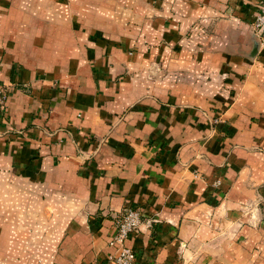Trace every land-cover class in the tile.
Wrapping results in <instances>:
<instances>
[{
    "label": "crops",
    "instance_id": "crops-1",
    "mask_svg": "<svg viewBox=\"0 0 264 264\" xmlns=\"http://www.w3.org/2000/svg\"><path fill=\"white\" fill-rule=\"evenodd\" d=\"M261 2L0 0V264H264Z\"/></svg>",
    "mask_w": 264,
    "mask_h": 264
},
{
    "label": "built area",
    "instance_id": "built-area-1",
    "mask_svg": "<svg viewBox=\"0 0 264 264\" xmlns=\"http://www.w3.org/2000/svg\"><path fill=\"white\" fill-rule=\"evenodd\" d=\"M259 10L252 23V30L257 36L260 44H264V2L259 5ZM8 97L7 87L0 83V111L6 106ZM218 120L215 119V122ZM143 212L139 208L126 206L120 212L113 215L115 232L112 235L110 244L115 248L114 252L108 255V261L113 264H135L136 253L127 244L130 235L137 232L143 222ZM149 224L161 222L158 217L148 219Z\"/></svg>",
    "mask_w": 264,
    "mask_h": 264
},
{
    "label": "water",
    "instance_id": "water-1",
    "mask_svg": "<svg viewBox=\"0 0 264 264\" xmlns=\"http://www.w3.org/2000/svg\"><path fill=\"white\" fill-rule=\"evenodd\" d=\"M258 40V39H257ZM258 43H259V41H258Z\"/></svg>",
    "mask_w": 264,
    "mask_h": 264
}]
</instances>
